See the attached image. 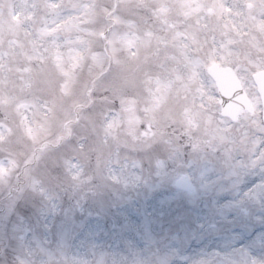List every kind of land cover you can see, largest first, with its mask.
Segmentation results:
<instances>
[{"label":"rangeland","instance_id":"1","mask_svg":"<svg viewBox=\"0 0 264 264\" xmlns=\"http://www.w3.org/2000/svg\"><path fill=\"white\" fill-rule=\"evenodd\" d=\"M162 1L118 0L109 58L101 36L110 0H0V264H59L40 244L36 220L45 214L96 211L135 198L145 186H175L185 173L193 183L209 171L243 176L264 161L260 100L254 114L230 122L207 69L237 57L225 45L239 40L226 33L245 32L242 19L224 22V9L209 16L210 0L198 14L185 0L178 15L175 2L164 8ZM192 20L209 41L201 31L185 38L179 29ZM246 89L258 96L252 83ZM87 91L93 104L69 140L38 152L74 118V106L88 102ZM99 242L105 250L95 264H104L114 241Z\"/></svg>","mask_w":264,"mask_h":264},{"label":"snow or ice","instance_id":"2","mask_svg":"<svg viewBox=\"0 0 264 264\" xmlns=\"http://www.w3.org/2000/svg\"><path fill=\"white\" fill-rule=\"evenodd\" d=\"M36 225L41 247L59 264H95L102 237L114 241L104 264H161L162 257L165 264H264V161L243 176L209 171L188 190L152 184L135 198L59 218L48 213Z\"/></svg>","mask_w":264,"mask_h":264},{"label":"flooded vegetation","instance_id":"3","mask_svg":"<svg viewBox=\"0 0 264 264\" xmlns=\"http://www.w3.org/2000/svg\"><path fill=\"white\" fill-rule=\"evenodd\" d=\"M227 5L244 8V13L253 18V27L258 32L255 33L258 41L264 37V0H225Z\"/></svg>","mask_w":264,"mask_h":264},{"label":"water","instance_id":"4","mask_svg":"<svg viewBox=\"0 0 264 264\" xmlns=\"http://www.w3.org/2000/svg\"><path fill=\"white\" fill-rule=\"evenodd\" d=\"M210 71L217 77L218 84L223 93V100H226L225 103L228 107L224 110V113L234 114V109L239 103L238 101H240V98H237L233 95L235 93V84L231 79V75L229 74V72H226L219 68H217L216 71H213V69H211ZM240 105H242L241 102Z\"/></svg>","mask_w":264,"mask_h":264}]
</instances>
